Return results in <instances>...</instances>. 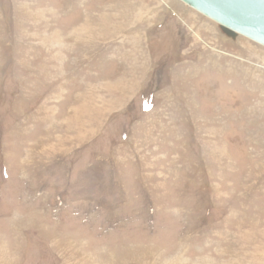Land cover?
Here are the masks:
<instances>
[{
	"label": "rangeland",
	"instance_id": "374dc122",
	"mask_svg": "<svg viewBox=\"0 0 264 264\" xmlns=\"http://www.w3.org/2000/svg\"><path fill=\"white\" fill-rule=\"evenodd\" d=\"M163 262L264 264V46L181 0H0V264Z\"/></svg>",
	"mask_w": 264,
	"mask_h": 264
},
{
	"label": "water",
	"instance_id": "95a60500",
	"mask_svg": "<svg viewBox=\"0 0 264 264\" xmlns=\"http://www.w3.org/2000/svg\"><path fill=\"white\" fill-rule=\"evenodd\" d=\"M218 23L228 36H244L264 46V0H181Z\"/></svg>",
	"mask_w": 264,
	"mask_h": 264
},
{
	"label": "bare ground",
	"instance_id": "6f19581e",
	"mask_svg": "<svg viewBox=\"0 0 264 264\" xmlns=\"http://www.w3.org/2000/svg\"><path fill=\"white\" fill-rule=\"evenodd\" d=\"M54 12H55V11H54ZM52 15H53V14H52ZM56 33H57V32H56ZM25 82H26V81H25ZM72 107H73V106H72ZM22 229H23V228H22ZM15 230H16V232H15L16 234H18V235L21 234V233L19 232V231H20V228H19V227H18V228L16 227ZM15 230L13 229V231H15ZM23 230H24V229H23ZM170 243H171V242H170ZM67 247H68V246H67ZM14 249H15L16 251L18 250V248H17V243H16V245L14 246ZM16 251H15V252H16ZM157 252H158V251H157ZM77 254H78V253H77ZM142 254H143V253H142ZM159 255H160V254H159ZM153 256H155V255H153ZM177 256H179V255H177ZM72 258H73V256H72ZM133 258H134V257H133ZM133 258H132V259H133ZM177 259H178V258H177ZM177 259H176V260H177ZM180 259H181V258H179L177 261H179ZM257 260H258V259H257ZM165 261H166V260H165ZM207 261H208V260H207ZM210 261H211V260H210ZM180 262H181V261H180ZM163 263H164V262H163ZM165 263H166V262H165ZM165 263H164V264H165ZM204 263H205V262H204ZM168 264H169V263H168ZM176 264H179V262L176 263ZM206 264H208V263H206ZM211 264H212V263H211Z\"/></svg>",
	"mask_w": 264,
	"mask_h": 264
},
{
	"label": "crops",
	"instance_id": "0c3cea01",
	"mask_svg": "<svg viewBox=\"0 0 264 264\" xmlns=\"http://www.w3.org/2000/svg\"><path fill=\"white\" fill-rule=\"evenodd\" d=\"M5 236V235H4ZM4 257V256H3ZM6 259H8L7 257H5Z\"/></svg>",
	"mask_w": 264,
	"mask_h": 264
}]
</instances>
